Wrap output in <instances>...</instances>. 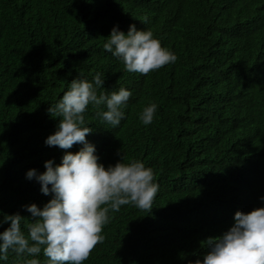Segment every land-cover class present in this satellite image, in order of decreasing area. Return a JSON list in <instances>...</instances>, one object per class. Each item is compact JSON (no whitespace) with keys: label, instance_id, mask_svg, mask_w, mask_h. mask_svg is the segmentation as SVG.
<instances>
[{"label":"trees","instance_id":"trees-1","mask_svg":"<svg viewBox=\"0 0 264 264\" xmlns=\"http://www.w3.org/2000/svg\"><path fill=\"white\" fill-rule=\"evenodd\" d=\"M129 25L152 31L176 62L128 72L103 44L114 26L126 34ZM96 73L98 94L133 95L116 128L97 115L104 106L89 105L86 140L105 167L140 160L160 187L150 212L131 204L109 212L105 239L83 264L202 261L236 211L264 207V0H0V219L19 213L26 235L33 218L23 206L52 198L26 172L82 147L44 143L62 119L48 109L74 79ZM151 103L157 112L144 125ZM33 258L46 264L42 252L11 251L0 264Z\"/></svg>","mask_w":264,"mask_h":264},{"label":"clouds","instance_id":"clouds-1","mask_svg":"<svg viewBox=\"0 0 264 264\" xmlns=\"http://www.w3.org/2000/svg\"><path fill=\"white\" fill-rule=\"evenodd\" d=\"M145 17L144 22H147ZM103 49L121 60L128 72L147 75L165 65L174 64L177 56L162 47L152 31L138 30L129 25L125 34L114 26ZM104 74L96 73L92 81L74 79L48 112L62 117L56 130L45 138L48 146L70 149L59 164L44 162L45 171L26 172V179L39 183L44 195L52 198L42 208L36 204L23 206L33 218L22 230L25 219L19 213L3 214L0 224L8 227L0 232V261H7L9 252L32 257L42 255L46 264H83L93 248L105 239L103 228L111 219L109 212H119L123 205L150 212L159 192L154 172L140 160L129 163L122 159L105 167L99 162L95 146L86 140L92 129L85 124L89 105L106 110L97 115L116 128L125 118L124 108L133 93L121 87L118 91L97 93L103 88ZM158 105L144 107L139 119L144 125L153 122ZM264 201V196L260 197ZM234 223L222 235L207 240L208 252L193 264H264V207L248 213L236 211ZM25 264H40L36 258Z\"/></svg>","mask_w":264,"mask_h":264},{"label":"bare ground","instance_id":"bare-ground-1","mask_svg":"<svg viewBox=\"0 0 264 264\" xmlns=\"http://www.w3.org/2000/svg\"><path fill=\"white\" fill-rule=\"evenodd\" d=\"M245 131V130H244ZM246 131H249V130H246ZM251 134V133H250ZM252 135V134H251ZM254 139V138H253Z\"/></svg>","mask_w":264,"mask_h":264}]
</instances>
